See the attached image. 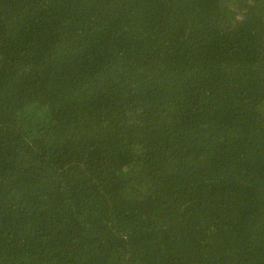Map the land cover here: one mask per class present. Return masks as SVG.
Instances as JSON below:
<instances>
[{
	"label": "trees",
	"instance_id": "1",
	"mask_svg": "<svg viewBox=\"0 0 264 264\" xmlns=\"http://www.w3.org/2000/svg\"><path fill=\"white\" fill-rule=\"evenodd\" d=\"M0 264H264V0H0Z\"/></svg>",
	"mask_w": 264,
	"mask_h": 264
}]
</instances>
